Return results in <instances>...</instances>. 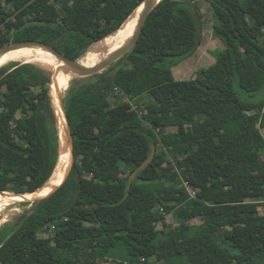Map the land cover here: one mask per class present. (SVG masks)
Masks as SVG:
<instances>
[{
  "label": "trees",
  "instance_id": "trees-1",
  "mask_svg": "<svg viewBox=\"0 0 264 264\" xmlns=\"http://www.w3.org/2000/svg\"><path fill=\"white\" fill-rule=\"evenodd\" d=\"M144 1L0 0V51L42 42L80 60ZM204 1L224 50L196 79L177 81L173 70L196 52L202 7L163 0L123 59L68 90L74 164L58 190L0 234L5 264H264V0ZM51 86L52 74L35 64L0 70V199L34 194L55 173ZM120 97L135 99L113 106ZM153 147V163L128 191Z\"/></svg>",
  "mask_w": 264,
  "mask_h": 264
},
{
  "label": "bare ground",
  "instance_id": "bare-ground-1",
  "mask_svg": "<svg viewBox=\"0 0 264 264\" xmlns=\"http://www.w3.org/2000/svg\"><path fill=\"white\" fill-rule=\"evenodd\" d=\"M142 9L143 6L138 8L133 13V15L127 20V22L121 27L120 30H118L116 33L112 34L111 36L107 37L100 43L96 44L95 46H93L88 51V53L80 59L79 61L80 65H82L83 67H95L97 65H100L103 62H105L110 56H112L118 49L123 47L132 38L135 32L139 23V18ZM108 47H110L108 51L99 54L101 51L107 49ZM11 63L36 64V65L52 68L56 72V79L54 84H52V96L59 121L61 155L56 171L53 177L51 178V180L47 183L45 187H43L34 194H25V195L16 194L1 198L0 211L12 204L41 199L52 194L65 181L72 163L71 151L69 150L66 139V133L63 128V118L67 127L66 114L61 103V96H63V93L69 87H67L63 91V93L60 95L59 98H57L56 96L65 85L71 83L73 79V73H69V74L66 73V69H67L66 66L54 61L51 58L46 57L41 52L35 51L30 48H22V49L6 52V54H4V56L0 61V70L5 66L10 65ZM56 84L58 85L57 87Z\"/></svg>",
  "mask_w": 264,
  "mask_h": 264
},
{
  "label": "rangeland",
  "instance_id": "rangeland-1",
  "mask_svg": "<svg viewBox=\"0 0 264 264\" xmlns=\"http://www.w3.org/2000/svg\"><path fill=\"white\" fill-rule=\"evenodd\" d=\"M197 3H200L202 10L201 12L204 15L205 19V28H204V40L199 50H197L192 56L185 60H181L178 65L173 70V76L175 80L177 81H183V80H192L196 79L198 77V73L202 69H210L211 66H213L216 62L217 57V51L221 52L224 50L223 43L221 40L216 38L213 33V25L216 23V18L214 15L213 10L211 9V6L209 3H207L204 0H194ZM95 46V45H94ZM26 64V63H21ZM127 62H123L122 65H126ZM36 65V64H35ZM40 66V65H37ZM48 70L52 74V78L55 76L56 72L52 68L40 66ZM93 77V76H92ZM92 77H85L81 78L78 76L73 75V79L71 81V84L69 88L63 93V98H66L68 95V90L71 89V87L74 85V83L82 82L87 83L94 80ZM86 79V80H85ZM55 81H52V84H54ZM52 87V86H51ZM135 98L134 97H120L118 99H113L112 104L113 106L118 105L120 103H131ZM60 131V129H59ZM177 130L174 128L167 129V133H174ZM264 134V130L262 131ZM157 153V150H156ZM264 162V158H263ZM128 172H131V169H128ZM11 194V193H10ZM14 195V194H12ZM16 195V194H15ZM194 196V194L192 193ZM40 199L32 200V201H25L22 203L12 204L8 207H5L2 209L0 213V234L3 236L6 233L7 226H11L14 223L17 222V218L22 216L25 211L32 207V204ZM26 203H30L29 206H24ZM263 211V208L261 209ZM167 219V224L170 228H174L178 225V223L174 220L173 214H165ZM192 224L198 225L200 224V221L194 220L192 221ZM160 228H163L162 225H160ZM109 262H113L112 260H108ZM150 264H158L157 260L155 258L149 260ZM101 264H105L104 261L101 262Z\"/></svg>",
  "mask_w": 264,
  "mask_h": 264
},
{
  "label": "water",
  "instance_id": "water-1",
  "mask_svg": "<svg viewBox=\"0 0 264 264\" xmlns=\"http://www.w3.org/2000/svg\"><path fill=\"white\" fill-rule=\"evenodd\" d=\"M162 1L163 0H145L141 4V6H143V9H142L141 14H140L138 26H137L132 38L123 47L118 49L112 56H110L105 62H103L102 64L97 65L95 67H83L79 63L80 60H77V61L71 60L68 57H66L64 54L59 52L57 49H55L53 46H50V45L42 43V42L10 43L9 45L4 47L0 51V61H1L2 57L4 56V54H6V52H8V51L18 50V49L28 48V47H36V48H42L43 50H46V51L52 53L53 55H55L57 57V59L60 60L61 62H63L64 66H66V68H67L66 73H68V74L73 73V75L81 77V78L92 77V76L97 75V74H102L103 72H105L106 70L111 68L115 63H117L118 61L123 59L137 45V43H138V41H139V39L143 33L144 27L146 25V22H147L149 16L151 15V13L155 10V8ZM196 19H197V22H198L199 27H200V35H199V38L197 41V47H196L195 51H197L200 48L201 41H202L203 34H204L202 20L198 14L196 15ZM55 79H56V74L52 78V81H55ZM61 103H62L63 109L65 111V114H66L64 98L62 96H61ZM66 120H67L66 139H67L68 147H69V150L71 151V157H72V163H71L69 172L67 174V177H68L70 172H71L72 166L74 164L75 155H74L73 133H72V129H71L67 115H66ZM155 156H156V147H153L152 154H151L150 158L143 165L138 167L130 175L129 184H128V191L131 190L132 185H133L134 181L136 180L138 174L142 171H145L148 168V166L153 163ZM67 177H66V179H67ZM63 183H62V185H63ZM59 188H57L56 190H58ZM41 199H44V198H41ZM0 264H5V262L2 260L1 257H0Z\"/></svg>",
  "mask_w": 264,
  "mask_h": 264
},
{
  "label": "crops",
  "instance_id": "crops-1",
  "mask_svg": "<svg viewBox=\"0 0 264 264\" xmlns=\"http://www.w3.org/2000/svg\"><path fill=\"white\" fill-rule=\"evenodd\" d=\"M204 35V34H203Z\"/></svg>",
  "mask_w": 264,
  "mask_h": 264
}]
</instances>
